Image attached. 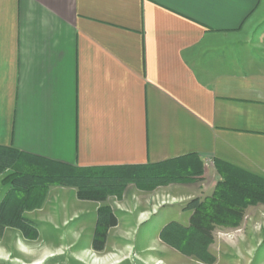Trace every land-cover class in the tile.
Instances as JSON below:
<instances>
[{"label": "crops", "instance_id": "1", "mask_svg": "<svg viewBox=\"0 0 264 264\" xmlns=\"http://www.w3.org/2000/svg\"><path fill=\"white\" fill-rule=\"evenodd\" d=\"M0 145L264 178V0H0Z\"/></svg>", "mask_w": 264, "mask_h": 264}, {"label": "rangeland", "instance_id": "2", "mask_svg": "<svg viewBox=\"0 0 264 264\" xmlns=\"http://www.w3.org/2000/svg\"><path fill=\"white\" fill-rule=\"evenodd\" d=\"M217 169L207 159L193 173H184L186 181L132 183L104 203L81 201L72 188L51 187L41 207L24 213L35 222L39 237L31 240L16 229L6 230L0 264H206L169 246L160 233L171 222L189 225L188 200L213 193L221 180ZM9 174L0 175V202L9 189ZM105 206L119 225L110 229L105 249L97 252L92 248L97 210ZM210 252L211 264H264V204L248 207L238 228H218Z\"/></svg>", "mask_w": 264, "mask_h": 264}, {"label": "trees", "instance_id": "3", "mask_svg": "<svg viewBox=\"0 0 264 264\" xmlns=\"http://www.w3.org/2000/svg\"><path fill=\"white\" fill-rule=\"evenodd\" d=\"M201 162L193 154L158 164L82 168L0 145V175L10 171L5 179L9 189L0 202V239L8 229H16L31 240L39 237L35 222L24 213L41 207L51 187L72 188L81 201L104 203L110 196L124 193L132 183L169 185L186 181L184 173H193ZM215 165L221 180L210 196L188 200L185 210L191 213L189 225L171 222L160 233L169 246L181 248L184 254L206 264L214 261L210 252L214 232L238 228L248 207L264 204V178L222 161H215ZM198 170L201 174L202 169ZM118 225L110 207L99 208L92 248L103 251L110 229Z\"/></svg>", "mask_w": 264, "mask_h": 264}]
</instances>
